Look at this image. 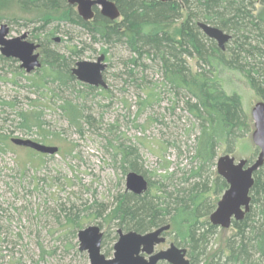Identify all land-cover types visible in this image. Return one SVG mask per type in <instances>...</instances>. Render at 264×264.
Here are the masks:
<instances>
[{
  "label": "trees",
  "instance_id": "trees-1",
  "mask_svg": "<svg viewBox=\"0 0 264 264\" xmlns=\"http://www.w3.org/2000/svg\"><path fill=\"white\" fill-rule=\"evenodd\" d=\"M16 1L21 9L39 10L44 15L61 12L58 22L84 30L91 43L101 42L104 55L108 53V46L121 44L128 53L123 62L126 79L136 83V88L143 94L138 97L140 112L151 106L154 97H160L159 92H155L160 88L158 91L171 95L173 102H179L196 123L197 134L194 148H189L192 154L186 172L177 166L170 168V162L165 158H161V172L143 171L138 166L135 148L120 145L115 148L124 172L143 176L148 188L140 196L129 192L118 196L115 207L103 221H115L117 229L140 234L169 225L164 236H169L174 245L186 250V258L191 264H264V164L254 174L248 213L241 221L232 222V233L223 235L217 248L209 249L210 240L218 236V228L208 221L218 196L227 188L215 171L216 149L223 146L231 152L237 142L252 131L239 94L227 93L224 89V74L240 75L256 97L264 102V0H191L192 4L183 0L185 6L175 0L167 3L115 0L122 18L119 23L109 21L97 11L91 21L85 22L64 4L66 0ZM51 20V16L47 17L42 27L49 25ZM199 21L231 36L224 51L199 30ZM58 27L40 41L41 67L31 80L32 87L39 97L45 92L55 95L62 89L78 87L76 99L79 100L85 97L84 92L95 88L79 83L70 73L72 61L82 50L69 48L67 56L46 46L49 36L54 35ZM185 58H196L198 68L192 71ZM0 61L5 63L11 59L0 56ZM151 66L160 74V80L152 87L144 82V72ZM101 91L106 94V90ZM80 107L70 100H62L59 105L68 123L78 128L83 117ZM174 109L172 105L170 110ZM15 117L21 129L28 131L35 127L41 131L42 118L38 112L19 110ZM89 119V116L84 117L87 124ZM33 181L37 190L42 180L34 178ZM50 198L53 222L66 234L73 235L81 230L87 217L79 216L72 207L66 209L65 204L54 196Z\"/></svg>",
  "mask_w": 264,
  "mask_h": 264
},
{
  "label": "rangeland",
  "instance_id": "rangeland-1",
  "mask_svg": "<svg viewBox=\"0 0 264 264\" xmlns=\"http://www.w3.org/2000/svg\"><path fill=\"white\" fill-rule=\"evenodd\" d=\"M113 2L117 6V1ZM175 2L185 6L183 0ZM64 4L78 16L74 6H69L66 1ZM96 10L99 14L98 8ZM49 16L52 18L49 25L42 27ZM60 17L61 12L44 15L39 10L21 9L16 0H0V25L9 28L7 38L26 34L29 42L40 44L58 25L46 46L67 56L69 48L82 50L70 69L79 61L93 62L104 55L101 42L91 43L84 30L73 24L59 23ZM121 19L114 22L119 23ZM54 38L60 41L56 43ZM107 50L103 72L106 94L101 88H95L84 92L85 97L79 100L76 99L78 87L62 89L55 95L45 92L39 97L31 82L37 71L26 74L19 68L17 60L0 61V264H89L87 254L78 249L79 230L73 235L66 234L50 217L51 196L65 204L66 209L72 207L79 216L87 217L81 229L91 225L101 229V254L107 259L112 258L117 227L115 221L105 223L103 219L115 207L116 198L128 193L125 177L129 172L122 169L121 159L115 153L117 146L135 148L139 168L152 174L161 172V158L169 161L172 169L177 166L186 172L189 168L192 154L189 148H194L197 134L194 120L183 111L179 102H173L171 95L158 91L160 88L155 91L160 97H154L151 106L140 112L138 97L143 96L142 91L125 76L123 62L128 53L121 44L108 46ZM185 61L192 71L198 68L196 58H185ZM144 75L146 86L152 87L160 80L156 67L147 68ZM223 82L227 93L239 94L242 110L248 115L253 131L250 111L260 100L236 73H225ZM62 100L81 105L83 117L79 128L70 125L59 109ZM172 105L175 106L173 111L170 110ZM19 110L38 112L42 118L41 131L35 127L28 131L21 129L15 117ZM86 116L90 117L89 124L86 119L84 121ZM252 131L237 142L231 152L223 146L217 148L214 164L225 154L235 161H255L259 150L251 140ZM11 139L31 140L56 147L58 152L53 156L42 155L15 146ZM34 178L42 180L37 190ZM231 229L223 232L218 228V236L210 240L209 249L219 247L220 238L229 236ZM170 242L171 238L166 236V243L157 250L167 248Z\"/></svg>",
  "mask_w": 264,
  "mask_h": 264
},
{
  "label": "water",
  "instance_id": "water-1",
  "mask_svg": "<svg viewBox=\"0 0 264 264\" xmlns=\"http://www.w3.org/2000/svg\"><path fill=\"white\" fill-rule=\"evenodd\" d=\"M167 3L172 0H158ZM67 4L76 7L77 15L83 21H91L95 13L93 8H98L99 14L115 21L120 18V12L112 0H67ZM197 27L209 39L213 40L217 47L225 50V45L231 36L222 30L208 24L198 22ZM9 28L0 25V55L4 58L17 60L26 74H31L39 69L41 63L39 54L35 53L37 45L26 41V34L19 37L7 38ZM54 41L58 43L59 38ZM104 55H100L95 61H79L70 70L71 75L81 84L106 89L103 79L106 69ZM253 122L251 140L259 152L255 161L249 163L246 160L235 161L228 154L216 159V174L224 180L227 189L224 191L214 211L209 215L211 226L227 230L232 222L241 221L249 211L250 191L254 184V174L264 164V102H256L250 111ZM15 146L26 147L42 155H56L58 149L41 145L31 140L11 139ZM148 184L143 176L134 172L127 173L125 177V189L127 192L140 196L147 191ZM169 231V225L153 229L144 234L136 232L117 231V240L113 244L112 258L107 259L101 254L102 232L98 226H88L77 232L78 249L85 252L89 264H191L186 258V250L169 245L168 249L154 253V247L165 242L164 233ZM145 255L147 258H145Z\"/></svg>",
  "mask_w": 264,
  "mask_h": 264
},
{
  "label": "flooded vegetation",
  "instance_id": "flooded-vegetation-1",
  "mask_svg": "<svg viewBox=\"0 0 264 264\" xmlns=\"http://www.w3.org/2000/svg\"><path fill=\"white\" fill-rule=\"evenodd\" d=\"M66 2H67V0H66ZM70 6V5H69ZM75 7V6H74ZM76 8V7H75ZM97 8L95 7V8H93V11H94V13L97 11L96 10ZM77 13V12H76ZM81 19V18H80ZM85 22H87V21H85ZM9 34V33H8ZM26 41H28L27 40V35H26V39H25ZM29 42V41H28ZM55 42V41H54ZM33 44H35V43H33ZM35 45H37L38 46V48L36 49V51H35V53H38L39 54V51L41 52V44H35ZM41 54H39V61H40V63H41V56H40ZM41 67V66H40ZM37 70V69H36ZM35 70V71H36ZM34 71V72H35ZM33 73V72H32ZM227 189V188H226ZM223 194V193H222ZM220 199V198H219ZM101 230V229H100ZM119 229H117L116 230V233H115V235H116V240H117V238H118V236H117V231H118ZM102 232V231H101ZM123 232V231H122ZM126 233V232H125ZM163 236H164V234H163ZM165 237V236H164ZM102 239H103V232H102ZM116 242V241H115ZM101 243H102V241H101ZM166 243V237H165V242L163 243V244H159V245H156L155 247H154V253H157V252H160V251H163V250H166V249H168V247H169V245H171V244H173V243H169L168 244V247L167 248H165V249H158L157 250V248L158 247H161V246H163L164 244ZM176 246V245H175ZM177 247V246H176ZM113 250V249H112ZM101 251V250H100ZM145 258H147L145 255H143ZM167 264V263H165V262H159L158 264Z\"/></svg>",
  "mask_w": 264,
  "mask_h": 264
},
{
  "label": "bare ground",
  "instance_id": "bare-ground-1",
  "mask_svg": "<svg viewBox=\"0 0 264 264\" xmlns=\"http://www.w3.org/2000/svg\"><path fill=\"white\" fill-rule=\"evenodd\" d=\"M224 193V192H223ZM222 196V195H221ZM250 196V195H249ZM216 207V206H215Z\"/></svg>",
  "mask_w": 264,
  "mask_h": 264
}]
</instances>
